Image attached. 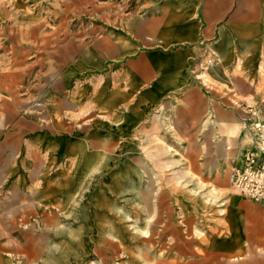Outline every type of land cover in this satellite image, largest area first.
Returning a JSON list of instances; mask_svg holds the SVG:
<instances>
[{"label": "rangeland", "instance_id": "obj_1", "mask_svg": "<svg viewBox=\"0 0 264 264\" xmlns=\"http://www.w3.org/2000/svg\"><path fill=\"white\" fill-rule=\"evenodd\" d=\"M191 1L199 16L203 0H0L2 250H11L2 247L9 239L25 240L26 232L43 243L34 248V262L43 264H162L198 249L208 227L218 221L227 193H238L229 175L247 146L243 125L230 108L239 104L229 96L222 104L201 93L181 92L147 96L127 112L129 105L108 103L104 79L80 77L81 87L95 91L98 86L96 98L78 88V81L76 87L57 85L58 69L73 62L75 54L84 60L82 54L95 47L91 34H102L125 17L132 22L169 17ZM260 23L258 30H264ZM209 52L188 67L200 86H205L201 66ZM217 61L216 55L213 64ZM63 111L65 121L58 119ZM16 112L51 131L75 123L81 134H97L98 148L89 146L86 135L82 142L66 137L58 152L46 145L35 153L32 140L10 151L5 143ZM23 148L22 160L46 159L42 184L35 186L47 195L42 204L33 198L40 193L18 191L19 177L5 167L21 158ZM40 208L57 214L40 215ZM27 209L33 215L23 214ZM23 258L18 255V264Z\"/></svg>", "mask_w": 264, "mask_h": 264}, {"label": "crops", "instance_id": "obj_2", "mask_svg": "<svg viewBox=\"0 0 264 264\" xmlns=\"http://www.w3.org/2000/svg\"><path fill=\"white\" fill-rule=\"evenodd\" d=\"M262 1L203 0L199 16L191 1L185 9L171 10L169 17L160 14L139 22L125 17L112 23L102 34H91V39L96 38L95 47L91 46L82 54L84 60L75 54L73 62L58 69V88L76 87L78 81V88L96 98L97 83L95 91L80 85V77L88 74L90 82L92 78L93 81L104 79L108 103L129 105L125 109L127 112H134V105L143 103L147 96L161 99L183 92L187 96L201 93L222 104V97L229 96L239 105L250 102L264 115V30H258L261 19L264 23V16L260 15L264 13V3L259 5ZM20 36L28 39V35ZM209 49L214 50L218 61L208 69L203 68L201 78L205 86H200L193 80L197 78L196 74L188 73V67L193 59ZM61 62L64 59L60 56L59 65ZM197 75L200 77L199 72ZM239 105L230 108L241 123L243 109ZM16 113L11 139L5 143L10 151H20L25 142L32 140L35 153L43 151L46 145L58 152L62 150L59 144H63L66 137L82 142L86 135H89V146L94 150L98 148L97 134H81L75 123L72 126L70 122H64L51 131L31 115ZM65 114L59 112L58 119L65 121ZM245 142L248 144V139ZM21 152V158L5 167L10 169L11 175L14 173L19 177L20 185L15 183L18 191L22 189L27 195L34 191L40 193L33 198L42 204L46 194L35 190L38 188L35 186L42 184L46 159L22 160L27 149L23 148ZM52 166L57 167V164ZM37 210L40 215L57 214L49 212L48 208ZM23 214L33 215L28 209ZM198 230L202 232V229ZM26 233L25 240L5 242L6 246L2 247L11 250L0 248V264H18L19 254L24 257L22 264H43L42 260L34 262V248H42L43 243L34 240L30 232ZM162 264H264L262 205L236 192L227 193L218 221L208 227L198 249L183 258L172 255Z\"/></svg>", "mask_w": 264, "mask_h": 264}, {"label": "built area", "instance_id": "obj_3", "mask_svg": "<svg viewBox=\"0 0 264 264\" xmlns=\"http://www.w3.org/2000/svg\"><path fill=\"white\" fill-rule=\"evenodd\" d=\"M201 69L216 60L210 51ZM194 71V69H193ZM241 124L247 135L248 144L230 172L231 185L242 196L260 203L264 209V115L254 105H243Z\"/></svg>", "mask_w": 264, "mask_h": 264}]
</instances>
